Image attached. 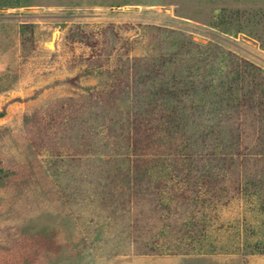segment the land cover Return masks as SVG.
I'll list each match as a JSON object with an SVG mask.
<instances>
[{"label": "rangeland", "instance_id": "rangeland-1", "mask_svg": "<svg viewBox=\"0 0 264 264\" xmlns=\"http://www.w3.org/2000/svg\"><path fill=\"white\" fill-rule=\"evenodd\" d=\"M0 264H264V0H0Z\"/></svg>", "mask_w": 264, "mask_h": 264}, {"label": "trees", "instance_id": "trees-1", "mask_svg": "<svg viewBox=\"0 0 264 264\" xmlns=\"http://www.w3.org/2000/svg\"><path fill=\"white\" fill-rule=\"evenodd\" d=\"M238 12H230L229 15H220L218 16V20L217 22H211V24L214 26V28H218L221 30V32L223 34H236V32H239L241 31L242 28H237V30L235 32H233L231 30V27L230 25H234V21H237L238 20ZM238 23V22H237ZM251 82H249V89L252 88L254 90V87L255 85H253L252 87V84L250 85ZM251 91V90H250ZM253 91H251L250 93H252Z\"/></svg>", "mask_w": 264, "mask_h": 264}]
</instances>
